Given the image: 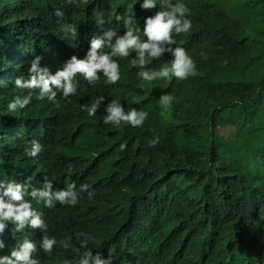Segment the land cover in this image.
Here are the masks:
<instances>
[{"label":"trees","instance_id":"obj_1","mask_svg":"<svg viewBox=\"0 0 264 264\" xmlns=\"http://www.w3.org/2000/svg\"><path fill=\"white\" fill-rule=\"evenodd\" d=\"M6 1L0 0V16L8 11ZM83 1H88L87 9L67 0H21L27 11L34 8L52 33L66 12L81 13L79 40L83 35L102 36L109 28L124 35V19L132 18L136 34L146 41L145 19L167 10L159 0L153 9L142 8L143 0ZM182 2L199 18L191 20L188 33H173L175 44L162 46L183 47L194 61V73L183 79L160 77L154 87L137 91L149 119L132 129V140L119 149L129 180L135 144L149 134L159 140L157 156L165 163L163 171L150 176L145 186L138 181L118 196L96 191L79 210L70 236L56 235L60 228L51 231L58 242L67 241V247L59 244L51 254L42 255L41 264L56 255L74 257L85 239L81 233L93 237L88 248L114 254L116 263L134 249L129 261L135 264H264V0ZM27 51L37 54L41 44ZM129 55L139 59L134 50ZM173 59L167 50L157 58L146 54V60L161 69ZM126 64L128 83L143 87L136 83L131 62ZM15 95L0 94V122L29 119L30 112L7 110ZM163 95L172 97L167 109L159 103ZM222 128H232L233 135H221ZM85 146L71 126H61L60 158L80 162ZM48 165L50 173L59 174L57 162Z\"/></svg>","mask_w":264,"mask_h":264},{"label":"clouds","instance_id":"obj_2","mask_svg":"<svg viewBox=\"0 0 264 264\" xmlns=\"http://www.w3.org/2000/svg\"><path fill=\"white\" fill-rule=\"evenodd\" d=\"M67 2L71 6L81 2L87 9L88 1ZM157 2L143 0L141 7L153 9ZM159 2L167 10L145 19L146 41L136 34L132 18L124 19V35L109 28L102 36L83 35L79 40L81 13L66 12L63 22L54 25V34L34 8L27 11L21 0H7L3 5L8 11L0 16V94L4 98L18 94L8 102L9 112L31 114L25 121L0 122V264H41L42 255L51 254L59 244L67 247V241L58 242L56 235L72 234L79 210L96 191H113L110 195L118 196L138 181L145 186L150 176L163 171L165 163L157 156L159 140L146 133L135 144L129 180L119 161V149L123 151L132 140L131 130L149 119L137 91L152 87L160 77L171 74L183 79L195 70L183 47L162 46L175 44L173 33H188L192 28L186 5L182 0L175 5L171 0ZM39 43L41 52L27 51ZM130 50L139 59L132 58ZM166 50L174 56L170 65L161 69L146 60V54L157 58ZM127 60L133 65L136 83L143 87L128 83L123 73ZM146 82L150 84L145 86ZM171 100L163 95L159 103L167 109ZM65 125L87 144L80 162L59 157V135ZM54 162L59 174L50 173L48 164ZM55 228L61 232L50 235ZM80 236L85 239L74 257L56 255L48 264H135L129 261L134 249L116 263L114 254L88 248L93 237Z\"/></svg>","mask_w":264,"mask_h":264},{"label":"rangeland","instance_id":"obj_3","mask_svg":"<svg viewBox=\"0 0 264 264\" xmlns=\"http://www.w3.org/2000/svg\"><path fill=\"white\" fill-rule=\"evenodd\" d=\"M187 18L190 20H198L199 17H198L197 13L188 11ZM233 133H234V130L232 128H225V129L222 128L220 130V134L225 136V137L231 136V135H233Z\"/></svg>","mask_w":264,"mask_h":264},{"label":"bare ground","instance_id":"obj_4","mask_svg":"<svg viewBox=\"0 0 264 264\" xmlns=\"http://www.w3.org/2000/svg\"><path fill=\"white\" fill-rule=\"evenodd\" d=\"M110 193H113V191H110Z\"/></svg>","mask_w":264,"mask_h":264}]
</instances>
